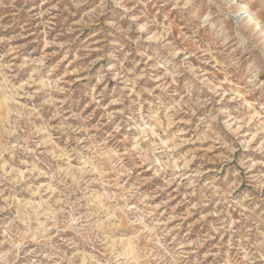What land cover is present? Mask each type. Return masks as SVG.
I'll list each match as a JSON object with an SVG mask.
<instances>
[{"label": "clouds", "instance_id": "obj_1", "mask_svg": "<svg viewBox=\"0 0 264 264\" xmlns=\"http://www.w3.org/2000/svg\"><path fill=\"white\" fill-rule=\"evenodd\" d=\"M0 264H264V0H0Z\"/></svg>", "mask_w": 264, "mask_h": 264}]
</instances>
